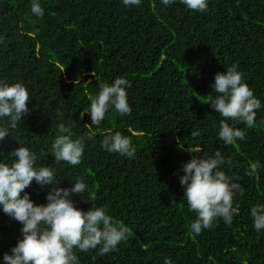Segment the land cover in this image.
Listing matches in <instances>:
<instances>
[{"label":"trees","instance_id":"obj_1","mask_svg":"<svg viewBox=\"0 0 264 264\" xmlns=\"http://www.w3.org/2000/svg\"><path fill=\"white\" fill-rule=\"evenodd\" d=\"M40 4L44 15L37 18L30 0H0V79L23 83L30 95L28 115L0 142V159L10 161L11 151L28 147L38 164L54 169L60 187L85 180L86 194L72 197L78 208L88 210L94 199L129 228L114 251L76 252L80 264H165L166 258L171 264H264V230L255 231L249 215L253 204L264 203V0H208L203 13L180 0L167 7L160 0L128 8L122 0ZM232 65L262 107L255 128L228 121L245 138L225 145L216 135L222 117L208 103L214 75ZM117 77L130 83L131 113L106 112L79 165L55 162L49 149L59 125L83 136V125L91 123L87 113L80 118L89 105L85 91L95 94ZM109 129L129 136L134 158L100 147ZM196 147V155L220 150L231 158L221 170L242 189L233 197L239 213L232 225L217 219L199 235L190 230L195 213L179 183L188 149ZM254 161L262 167L249 176ZM25 191L35 203L46 202L47 187L33 181ZM20 228L0 212V258L21 238Z\"/></svg>","mask_w":264,"mask_h":264},{"label":"clouds","instance_id":"obj_2","mask_svg":"<svg viewBox=\"0 0 264 264\" xmlns=\"http://www.w3.org/2000/svg\"><path fill=\"white\" fill-rule=\"evenodd\" d=\"M175 2L160 0L165 7ZM122 3L125 8L136 7L141 0H122ZM180 3L188 10L201 13L208 10V0H180ZM30 12L37 18L44 15L40 0H30ZM57 67L60 73L65 70L61 65ZM128 87L130 83L127 79L117 77L110 84L101 83L95 94L85 91L89 105L80 111V118L87 113L91 123L83 125L87 132L80 137L75 136L71 126L59 125L49 149L55 162L79 165L85 142L94 139L93 126L99 130L106 112L111 109L122 117L131 113ZM211 89L214 95L208 104L222 117L216 125L217 138L225 145L243 140L244 132L228 121L255 128L256 112L262 107L261 101L243 81L236 65L216 73ZM29 100V90L23 83L0 79V142L28 115ZM128 132L143 135L131 128ZM190 135L198 137L200 131L191 130ZM100 147L108 153H118L129 159L134 158L136 153L129 136L111 129L104 134ZM188 151L191 158L183 164L179 183L183 187L188 210L195 213L190 223L191 232L199 235L202 230L213 227L217 219L232 225L234 216L239 213V206L233 205V197L242 189L237 180L221 170L222 165H231V158H226L220 150L211 156L196 155L201 151L198 147ZM9 155L10 161L0 159V212L21 224V238L10 252L3 254L0 264H80L76 252L98 248L99 253L104 255L116 250L128 238L129 228L110 216L105 207L97 205L94 199H89L93 203L88 210L74 204L73 195L81 197L88 190V184L82 177L70 181L71 187H60L61 181L56 180L54 169L38 164L37 155L28 147L19 145ZM261 167L259 161H254L246 174L255 175ZM33 181L41 189L47 187L45 203H35L25 191ZM249 215L254 230H264V203L253 204ZM165 264H171V261L166 258Z\"/></svg>","mask_w":264,"mask_h":264}]
</instances>
